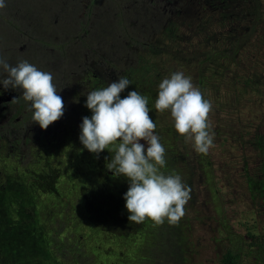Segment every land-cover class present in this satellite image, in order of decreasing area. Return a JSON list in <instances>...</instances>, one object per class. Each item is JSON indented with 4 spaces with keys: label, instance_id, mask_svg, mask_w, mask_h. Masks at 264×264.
Returning a JSON list of instances; mask_svg holds the SVG:
<instances>
[{
    "label": "rangeland",
    "instance_id": "obj_1",
    "mask_svg": "<svg viewBox=\"0 0 264 264\" xmlns=\"http://www.w3.org/2000/svg\"><path fill=\"white\" fill-rule=\"evenodd\" d=\"M110 1L5 0L0 48L18 53L12 66L28 60L51 72L65 108L47 129L29 120L0 140L1 175L51 171L53 189H37L33 208L46 228L64 225L67 241L68 233L79 237L92 264H223L226 252L236 264H264V0H113L111 9ZM176 71L212 102L207 154L175 131L169 111L154 107L158 84ZM6 75L0 69V80ZM120 77L131 81L121 98L133 90L148 97L165 148L161 171L191 188L176 225L126 219L119 233L86 212L110 209L101 200L110 196L106 161L115 154L109 145L102 159L80 143L82 118L92 115L86 94Z\"/></svg>",
    "mask_w": 264,
    "mask_h": 264
},
{
    "label": "clouds",
    "instance_id": "obj_2",
    "mask_svg": "<svg viewBox=\"0 0 264 264\" xmlns=\"http://www.w3.org/2000/svg\"><path fill=\"white\" fill-rule=\"evenodd\" d=\"M5 7V0H0V9ZM0 69L7 74L0 84L5 90L22 89L23 99L30 102L32 120L42 130L63 116L65 105L58 95L61 89L57 90L51 72L41 71L27 60L12 66L3 58ZM130 84V80L120 77L86 94L85 106L92 115L82 118L79 140L97 156L109 145L114 146L115 154L107 169L128 180L123 196L128 221L140 224L147 218L156 225L165 220L176 225L185 215L191 188L179 174L165 175L161 171L166 165L165 148L149 116L148 97L133 90L121 98ZM154 107L161 113L170 112L175 131L191 141L198 153L207 154L214 146L215 133L208 119L212 102L184 72H173L161 80Z\"/></svg>",
    "mask_w": 264,
    "mask_h": 264
},
{
    "label": "trees",
    "instance_id": "obj_3",
    "mask_svg": "<svg viewBox=\"0 0 264 264\" xmlns=\"http://www.w3.org/2000/svg\"><path fill=\"white\" fill-rule=\"evenodd\" d=\"M28 1L31 3V0ZM116 4L113 0L110 1V9ZM27 22L31 23V21ZM261 145L264 146V143ZM109 152L110 149L105 156L102 152L98 156L103 159V157L109 156ZM110 161L108 160L106 163L108 164ZM114 174L113 171L112 175H105L104 181L108 183L106 185L112 188L110 187V196L106 195L102 197L106 200H101L102 206L110 207V209H92L86 206V212L89 215L92 214L93 219L96 217L106 224L108 223L110 230L125 233L126 229L123 225L128 219L129 213L125 208L123 196L128 190L129 184L124 176L123 180H119L113 177ZM53 176L51 171L30 173L28 177L25 172H3V176L0 172V264H92L87 252L80 249V244L78 247L79 237L78 240L73 239L72 235L68 233L71 241H67L65 236H62V228L66 229L64 225H59L57 228L53 226L46 228L38 217L37 209L33 208L37 200L36 190L39 188L52 190L54 179H51ZM31 190L33 193L28 195ZM98 191L101 192L102 188ZM260 193L264 194V181L260 187ZM105 202H110V206ZM110 217L112 222L107 220ZM96 224L103 227L101 223L96 222ZM174 231L175 236L179 235L178 228ZM175 244H171L173 252L180 254L179 250H176ZM167 253L171 255V252ZM234 257L233 254L226 252L223 254V264H236ZM142 264L145 262L142 261Z\"/></svg>",
    "mask_w": 264,
    "mask_h": 264
},
{
    "label": "flooded vegetation",
    "instance_id": "obj_4",
    "mask_svg": "<svg viewBox=\"0 0 264 264\" xmlns=\"http://www.w3.org/2000/svg\"><path fill=\"white\" fill-rule=\"evenodd\" d=\"M83 45L84 46L87 45L85 41H83ZM3 49H4L3 46H1L0 52H2ZM3 51L5 52H2V55L6 57L7 62L9 63V60H10L11 63L13 64L14 63L13 60H16L15 58L18 53L11 54L10 52H8L9 48ZM88 71L93 72V69L88 68ZM77 75L81 76L80 73H77ZM96 82H99V81L97 80ZM29 105H30V102H26L23 99L22 89L9 88L5 90L2 84H0V122L3 120V123H1L0 125V140L5 139L8 142L9 134L13 132L15 129H17L18 126H20L21 128L23 127V124L26 123V121H29V120L33 121L32 111L29 110ZM23 135H24V138H28V139L30 138L29 135L27 134H23ZM25 141L27 142L28 140L25 139ZM8 144L11 146L10 142Z\"/></svg>",
    "mask_w": 264,
    "mask_h": 264
}]
</instances>
